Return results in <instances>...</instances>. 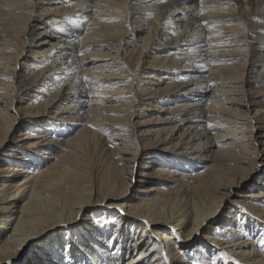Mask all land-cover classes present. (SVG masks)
<instances>
[{
    "label": "bare ground",
    "instance_id": "bare-ground-1",
    "mask_svg": "<svg viewBox=\"0 0 264 264\" xmlns=\"http://www.w3.org/2000/svg\"><path fill=\"white\" fill-rule=\"evenodd\" d=\"M262 239L264 0H0V264H264Z\"/></svg>",
    "mask_w": 264,
    "mask_h": 264
},
{
    "label": "rangeland",
    "instance_id": "rangeland-1",
    "mask_svg": "<svg viewBox=\"0 0 264 264\" xmlns=\"http://www.w3.org/2000/svg\"><path fill=\"white\" fill-rule=\"evenodd\" d=\"M20 132L19 131H17L15 134H13L11 137H10V139H9V142H5V145H4V147L1 149V154H3V153H5L6 152V150L8 149V148H10L12 145H14V140L16 139H13L14 138V136H16L17 134H19ZM141 186H142V184L141 183H138L137 185H135V186H133V188H132V192L133 193H136V190L138 191H140V188H141ZM237 200V197H230L228 200H226V203L224 204V206H223V208H222V210H221V213H220V215L221 214H223V215H228V216H231L232 214H229L228 212L231 210V208L230 207H233L235 204H236V201ZM239 208H240V210L241 211H246V209L245 208H243V207H241V205H239ZM107 210H108V208H107ZM169 210H170V208H169ZM166 211H168L167 209H166ZM220 215L217 217V219L215 220V221H218V220H222V217H220ZM215 221H212L211 223H214ZM222 230V229H221ZM206 232H208V228L206 227V228H204V229H202L201 231H200V233H198V235L197 236H195V237H193L192 238V240H188V241H186V242H184V241H182V239L180 238V241L181 242H183L184 244L186 243V245H190V246H192V247H195L194 249H193V251H190L191 253H194V252H196V248H198L197 246L198 245H200V243H201V240L202 239H204L203 237H204V235L206 234ZM82 234V232H78V234ZM139 233V232H138ZM137 233V237H139L141 234H142V232H140L139 234ZM62 235H65L64 237H65V240L67 241L68 239H67V234L66 233H63ZM83 235V234H82ZM75 237H72L71 236V239H74ZM50 240V239H49ZM49 240L47 239V241H48V245L51 243V245H52V242H49ZM221 240H222V243L224 244V242L223 241H228V239H223V238H221ZM46 241V242H47ZM65 241V242H66ZM206 243L208 242V240H206L205 241ZM209 243V246L211 247V248H213V249H215L216 248V245L217 244H213L212 242H208ZM63 244H64V242H63ZM35 247H38V244L35 246ZM34 247V248H35ZM217 247H219V246H217ZM53 249H55L54 247H53ZM231 249V248H230ZM52 250V249H51ZM211 259H212V257H211ZM194 263H196V261L194 262ZM197 264V263H196Z\"/></svg>",
    "mask_w": 264,
    "mask_h": 264
},
{
    "label": "snow or ice",
    "instance_id": "snow-or-ice-1",
    "mask_svg": "<svg viewBox=\"0 0 264 264\" xmlns=\"http://www.w3.org/2000/svg\"><path fill=\"white\" fill-rule=\"evenodd\" d=\"M74 23H77V24H78L79 21H74ZM60 32H64V29L61 28V29H60ZM85 79H87V77H85ZM209 126L211 127V125H209ZM177 239H179V237H177ZM261 243H264V239L261 240Z\"/></svg>",
    "mask_w": 264,
    "mask_h": 264
}]
</instances>
